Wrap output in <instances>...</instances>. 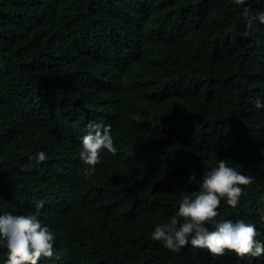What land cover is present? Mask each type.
Segmentation results:
<instances>
[{
	"label": "trees",
	"instance_id": "1",
	"mask_svg": "<svg viewBox=\"0 0 264 264\" xmlns=\"http://www.w3.org/2000/svg\"><path fill=\"white\" fill-rule=\"evenodd\" d=\"M261 13L264 0H0V215L43 201L55 253L38 264H264L151 239L224 160L253 183L217 219L264 243ZM90 121L118 151L85 176Z\"/></svg>",
	"mask_w": 264,
	"mask_h": 264
},
{
	"label": "clouds",
	"instance_id": "2",
	"mask_svg": "<svg viewBox=\"0 0 264 264\" xmlns=\"http://www.w3.org/2000/svg\"><path fill=\"white\" fill-rule=\"evenodd\" d=\"M244 2L234 0L237 5ZM243 15L247 18L246 28L250 30L253 18L249 16L248 8L244 9ZM256 19L264 24V13ZM248 35L250 31L243 33L245 37ZM255 107L264 108V104L257 99ZM87 128L88 133L82 138V151L79 153L85 176L95 172L101 162L102 151L107 150L112 155L118 151L110 126L90 121ZM45 159L44 152L36 154L37 162ZM194 179L190 177L189 182ZM252 183L251 176L242 175L226 161L219 160L217 166L203 177L198 190L184 196L169 222L155 227L151 239L163 242V246L172 252L191 245L206 250L212 257H222L226 253H234L239 258L264 255V243L257 240L259 233L253 223H246L243 219L236 222L217 219L221 201H226L232 208L237 207L244 195L242 186ZM35 208L36 211L31 214L0 215V242L7 249L6 264H38V261L54 256L55 236L39 219L43 201Z\"/></svg>",
	"mask_w": 264,
	"mask_h": 264
}]
</instances>
